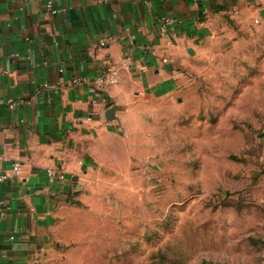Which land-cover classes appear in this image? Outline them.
Returning a JSON list of instances; mask_svg holds the SVG:
<instances>
[{
  "label": "rangeland",
  "instance_id": "rangeland-1",
  "mask_svg": "<svg viewBox=\"0 0 264 264\" xmlns=\"http://www.w3.org/2000/svg\"><path fill=\"white\" fill-rule=\"evenodd\" d=\"M58 205L47 264H264V23L221 27Z\"/></svg>",
  "mask_w": 264,
  "mask_h": 264
},
{
  "label": "crops",
  "instance_id": "crops-1",
  "mask_svg": "<svg viewBox=\"0 0 264 264\" xmlns=\"http://www.w3.org/2000/svg\"><path fill=\"white\" fill-rule=\"evenodd\" d=\"M48 1L0 0V264H47L59 203L88 182L126 114L179 93L221 27L264 23V0H52L57 15ZM111 62L109 103L72 82ZM19 97L31 103L11 108Z\"/></svg>",
  "mask_w": 264,
  "mask_h": 264
},
{
  "label": "built area",
  "instance_id": "built-area-1",
  "mask_svg": "<svg viewBox=\"0 0 264 264\" xmlns=\"http://www.w3.org/2000/svg\"><path fill=\"white\" fill-rule=\"evenodd\" d=\"M46 9L49 13L52 15H57L60 12H62L61 9L55 7L54 2L48 1L46 4ZM171 22V19L166 18L162 24H161V32H165L167 29V25ZM102 45H105V41H101ZM128 59H130V56H128ZM119 80V70L117 69L116 65L114 63H109L101 75H98L94 78H91L89 76H80L75 77L72 82L73 83H86V84H92L95 86V88L98 91V95L101 101L109 103V87L116 84ZM26 103L30 104L31 101L28 99H25L23 97H19L17 99L11 100L9 102V105L11 108H15L18 104ZM14 171L19 174L20 173V166L15 163L14 164ZM48 174L52 177H59L60 179H65V174L63 171L57 167L49 168ZM8 174L5 172L0 171V181H4L8 178ZM1 214H4V212H1Z\"/></svg>",
  "mask_w": 264,
  "mask_h": 264
}]
</instances>
